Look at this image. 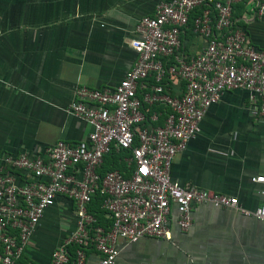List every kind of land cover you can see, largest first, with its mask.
<instances>
[{
    "label": "built area",
    "instance_id": "2783aa9c",
    "mask_svg": "<svg viewBox=\"0 0 264 264\" xmlns=\"http://www.w3.org/2000/svg\"><path fill=\"white\" fill-rule=\"evenodd\" d=\"M236 5L244 21L264 16V0L158 1L134 24L129 45L136 57L122 79L113 87L75 84L65 112L89 125L85 138L0 157V264H23L29 238L59 197L70 201L74 227L50 250L47 264H87L89 253L96 264H113L125 245L168 238L173 209L174 222L186 231L199 203L264 222V175L250 178L263 184L261 200L245 209L233 195L181 184L169 174L175 154L199 133L206 110L225 91H245L264 122V47L254 46L234 21ZM188 29L204 40L195 54L182 50ZM170 79L182 84L180 92L168 90ZM112 153L120 154L121 169L101 173ZM96 193L107 228L89 210Z\"/></svg>",
    "mask_w": 264,
    "mask_h": 264
},
{
    "label": "crops",
    "instance_id": "0c3cea01",
    "mask_svg": "<svg viewBox=\"0 0 264 264\" xmlns=\"http://www.w3.org/2000/svg\"><path fill=\"white\" fill-rule=\"evenodd\" d=\"M160 0H0V157L35 153L58 139L75 142L90 130L65 112L75 84L113 87L136 57L129 45L136 20ZM234 21L264 47V16ZM182 50L195 54L204 40L189 29ZM172 93L182 84L170 79ZM245 91H225L209 106L199 133L173 157L169 174L181 184L233 195L245 209L261 200L264 122ZM48 212L58 214L49 220ZM186 231L174 222L168 238H141L123 246L113 264H264V222L230 208L195 204ZM74 227L72 206L59 197L45 210L25 248L23 261L47 264L50 250ZM87 264H96L89 253Z\"/></svg>",
    "mask_w": 264,
    "mask_h": 264
},
{
    "label": "trees",
    "instance_id": "16d2710c",
    "mask_svg": "<svg viewBox=\"0 0 264 264\" xmlns=\"http://www.w3.org/2000/svg\"><path fill=\"white\" fill-rule=\"evenodd\" d=\"M161 107H159L160 109ZM120 154H109L104 156L103 163L101 165V173L104 172L105 170L111 169V168H116V169H121L122 164L117 161V157H119ZM101 203V196L98 195L97 193L92 197V200L89 205V210L92 212V214L95 217V223L101 225L103 228H107L109 225V220L103 216V210L100 207ZM21 263H25L23 260L20 261Z\"/></svg>",
    "mask_w": 264,
    "mask_h": 264
},
{
    "label": "rangeland",
    "instance_id": "374dc122",
    "mask_svg": "<svg viewBox=\"0 0 264 264\" xmlns=\"http://www.w3.org/2000/svg\"><path fill=\"white\" fill-rule=\"evenodd\" d=\"M48 214L49 215H47L46 217L50 220L51 219V217L54 219V221L55 222H57L58 223V221L57 220H59L60 219V217H58V214L56 213V215H52L53 213L52 212H48Z\"/></svg>",
    "mask_w": 264,
    "mask_h": 264
}]
</instances>
